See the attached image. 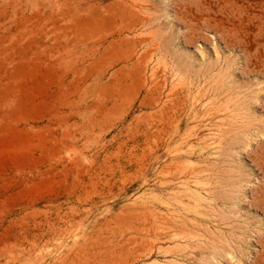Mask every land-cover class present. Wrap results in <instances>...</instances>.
Segmentation results:
<instances>
[{"label":"rangeland","instance_id":"obj_1","mask_svg":"<svg viewBox=\"0 0 264 264\" xmlns=\"http://www.w3.org/2000/svg\"><path fill=\"white\" fill-rule=\"evenodd\" d=\"M263 197L264 0H0V264H264Z\"/></svg>","mask_w":264,"mask_h":264},{"label":"bare ground","instance_id":"obj_2","mask_svg":"<svg viewBox=\"0 0 264 264\" xmlns=\"http://www.w3.org/2000/svg\"><path fill=\"white\" fill-rule=\"evenodd\" d=\"M263 193V192H262ZM263 195V194H262ZM264 199V197L261 199V200H263ZM258 201H260V200H258ZM261 202V201H260ZM263 202H264V200H263ZM263 210V209H262ZM263 244H264V241L262 242ZM264 246V245H263ZM264 260V259H263Z\"/></svg>","mask_w":264,"mask_h":264}]
</instances>
